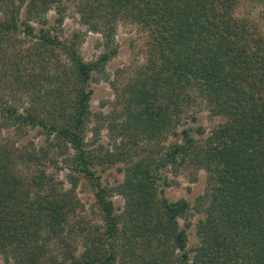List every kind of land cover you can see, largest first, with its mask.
<instances>
[{"label":"trees","instance_id":"trees-1","mask_svg":"<svg viewBox=\"0 0 264 264\" xmlns=\"http://www.w3.org/2000/svg\"><path fill=\"white\" fill-rule=\"evenodd\" d=\"M74 2L81 24L104 38L95 61L81 56V36L68 40L49 25L53 10L63 25L65 0H0V130L39 128L47 140L40 148L0 140V256L8 264H264V0L257 18L240 14L242 0ZM121 22L136 26L148 49L115 91L121 122L112 131L124 139L96 152L87 139L93 84L118 52ZM198 110L219 120L206 138L203 127H187ZM170 138L179 140L164 146ZM117 164L123 182L104 187L98 168ZM182 170L194 181L205 174L194 205L165 195L168 175ZM81 178L94 188L100 225L82 215ZM194 225L200 241L190 248Z\"/></svg>","mask_w":264,"mask_h":264},{"label":"rangeland","instance_id":"rangeland-1","mask_svg":"<svg viewBox=\"0 0 264 264\" xmlns=\"http://www.w3.org/2000/svg\"><path fill=\"white\" fill-rule=\"evenodd\" d=\"M243 6L240 10V14L248 15L252 17H258L261 14L263 6L258 0H242ZM65 13L64 23L62 26L59 25V16L55 13V10L51 11L48 15L49 25L52 29H57L61 36L71 40L76 34L81 36L80 42L82 45L79 46L80 54L83 59L87 62L97 60L104 52V38L97 33H93L83 26L80 22V15L76 8L74 0H65ZM114 48L118 49L115 56H112L110 61L105 65L104 72L100 74V83L93 84L94 94L91 101V110L93 117L88 127L89 148L93 151L100 152L110 150L113 147L115 141L120 143L124 138L117 137L116 132L112 131V127L117 125L119 122L118 115L120 116V110L115 101V91L121 90L124 85L132 80L135 71L142 64L145 63L147 46V37L139 31V29L131 24L130 22H121L118 25L116 39L114 42ZM118 113H117V111ZM198 121L192 122L189 118L187 127L197 129L203 127L206 130L205 138L210 134L211 129L218 124V119L209 118V113L206 110H198L197 112ZM2 116L0 114V127L2 126ZM186 127V128H187ZM183 128H180V131ZM0 140L4 138L11 139L16 142L17 145L21 143H34L35 147L40 148L46 145L45 132L42 129L36 128L17 131L15 128L0 130ZM117 137L116 139H113ZM179 138H170L164 146L168 147L171 144L177 142ZM126 143L132 146L131 142ZM163 146V149H165ZM142 147L138 146L136 152H141ZM102 148V149H101ZM57 150H52V153ZM72 155L73 152H70ZM59 156V161H63ZM49 172L56 173V167L51 166ZM122 164L108 167L107 169L98 168V174L101 177V181L104 187L109 189H115L124 180V174L120 171ZM68 171L60 173V180L65 181ZM170 180V187H165V195L171 202H178L180 200H187L191 205L195 204V200L198 196L202 195L205 189V174L202 172L198 175L197 180L194 179V174L189 170H182L179 175L175 176L172 173L168 175ZM66 188H69L66 183ZM77 194L81 202L85 205V212L82 213L86 218L92 221L93 224H101L100 211L97 207L95 191L92 184L85 178H81L80 184L77 189ZM115 210L117 214H121L125 207V200L122 196L117 193L112 198ZM199 216H195L193 222L197 220ZM181 228H184L185 222L179 220ZM189 247L194 248L199 245V238L196 235L195 225L188 231ZM0 264H8L4 257L0 256Z\"/></svg>","mask_w":264,"mask_h":264}]
</instances>
